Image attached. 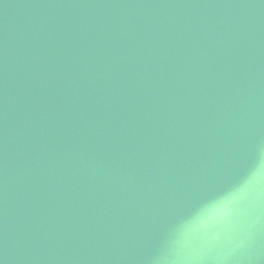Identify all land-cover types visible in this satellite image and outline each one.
Listing matches in <instances>:
<instances>
[{
    "label": "water",
    "instance_id": "water-1",
    "mask_svg": "<svg viewBox=\"0 0 264 264\" xmlns=\"http://www.w3.org/2000/svg\"><path fill=\"white\" fill-rule=\"evenodd\" d=\"M264 0H0L3 264H264Z\"/></svg>",
    "mask_w": 264,
    "mask_h": 264
},
{
    "label": "snow or ice",
    "instance_id": "snow-or-ice-1",
    "mask_svg": "<svg viewBox=\"0 0 264 264\" xmlns=\"http://www.w3.org/2000/svg\"><path fill=\"white\" fill-rule=\"evenodd\" d=\"M0 264H3V262H2V261H0Z\"/></svg>",
    "mask_w": 264,
    "mask_h": 264
},
{
    "label": "clouds",
    "instance_id": "clouds-1",
    "mask_svg": "<svg viewBox=\"0 0 264 264\" xmlns=\"http://www.w3.org/2000/svg\"><path fill=\"white\" fill-rule=\"evenodd\" d=\"M262 166H264V165H262Z\"/></svg>",
    "mask_w": 264,
    "mask_h": 264
}]
</instances>
